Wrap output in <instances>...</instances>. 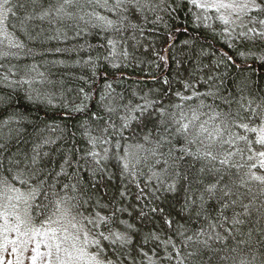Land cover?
Instances as JSON below:
<instances>
[{"label": "snow or ice", "instance_id": "snow-or-ice-1", "mask_svg": "<svg viewBox=\"0 0 264 264\" xmlns=\"http://www.w3.org/2000/svg\"><path fill=\"white\" fill-rule=\"evenodd\" d=\"M36 6L37 0H0V88L9 90L0 95V109L6 113L12 109L0 127H9L11 133L10 125L16 124L18 136L27 118L15 111L12 93L24 89L28 102L37 106H52L54 96L36 87L53 82L35 63H11L21 54L43 55L9 31L13 20L18 25L11 27H18L28 41L42 42L43 29L35 36L30 30L31 21L37 19L75 21L78 37L98 30V46L108 51L104 59L112 62L120 43L115 34L129 28L144 31L131 17L144 22L152 17L150 22L161 23L165 16L186 9L196 29L210 32L241 60L264 64V0H55L39 13ZM46 39L66 42L68 36L57 30L56 36ZM198 41L197 35L182 42L192 52L195 67L183 81V90L167 104L149 95L140 96L141 102H125L107 82L94 101L92 92L81 87L79 103L62 105L64 126L45 125L56 135L44 136L42 145L58 141L68 145L59 170L42 164L37 149L29 156L10 151L7 140L0 143V264H264V87L244 77L232 81L233 91L228 86L230 70L244 69L236 65L234 56ZM253 47L260 48L259 55ZM122 55L127 60L131 53L125 48ZM160 59L167 62L166 57ZM200 85L205 86L203 91ZM92 102L97 104L95 112L89 108ZM75 114L83 119L78 128L69 130L66 121ZM148 123L153 124L155 137L148 132L140 143L136 136L126 135ZM77 133L89 146L83 154L76 147ZM149 155L166 156L165 167L153 171L142 186L139 165ZM185 157L199 164L195 179L177 167ZM113 158L121 182L127 179L138 189L137 204L131 206L135 213L124 206L128 184L108 195L115 174L106 162ZM82 167L88 173V187ZM153 180L155 185L150 186ZM185 184L183 210L189 220L195 214L192 223L203 220L206 226L177 224L165 207L166 194L174 196ZM193 184L199 186L198 195L191 194ZM210 201L216 204L214 220ZM134 215L140 223L158 218L159 230L142 232ZM245 225H251L247 232Z\"/></svg>", "mask_w": 264, "mask_h": 264}, {"label": "trees", "instance_id": "trees-1", "mask_svg": "<svg viewBox=\"0 0 264 264\" xmlns=\"http://www.w3.org/2000/svg\"><path fill=\"white\" fill-rule=\"evenodd\" d=\"M54 2L55 0H37L36 13H39L42 8H47L50 3ZM28 11H32L31 4ZM98 11L106 14L103 13L102 9H98ZM20 14L22 15L23 13ZM130 19L132 23L139 22L144 31L141 33L139 30L129 28L122 35L115 34L120 43L118 44L116 55L112 57V62L104 59L108 55V51L98 46L100 44V36L97 34L98 30H90L86 35L81 33L78 37L75 29L77 22L75 21L64 20L57 22L54 20L52 23H49L37 19L31 21L30 30L32 35L35 36L43 29L42 42L28 41L18 30V27L17 29L11 27L12 23H17L18 25V21H11L9 31L13 32L18 39L24 42L28 48H32L34 52L43 53V55H36L34 57L21 54L20 60H12L11 63L19 64L20 66L35 63L38 71L44 72L47 80L53 82L38 84L36 87L51 92L54 99L52 106L46 104L37 106L35 103L28 102L25 98L26 93L24 89H18L16 93H12V103L15 111L23 113L27 119L19 126V136L17 135L16 130L18 126L16 124L10 125L11 133L9 127H0V137H3V139H0V143L7 140L10 151L16 152L18 150L21 154L26 153L29 156L33 153V149H37L40 152L42 164L59 170L68 145L63 141H58L56 145H42V138L44 136L56 135L55 133H49L45 129V125L61 124V126H64L62 121L66 117L62 105L71 104L72 102L79 103L78 90L81 87L92 92L94 101H98L100 91L106 82L112 83L116 92L125 97V102L127 100L141 102L139 97L144 95L159 99L164 104H167L169 99L175 100L174 93L178 90H183V81L189 78V74L195 67L192 52L182 43L189 36L198 35V45L203 44L218 51L227 52L229 55L235 57L236 65L240 69H244V71L241 72L238 68L230 70L228 86L233 91H235V88L232 87V81L234 79L240 80L244 77H250L253 81L264 87V64L258 62L256 59L241 60L235 51L223 46L219 42V39L214 38L210 32H206L202 28L196 29L192 24V17L187 14L186 9H181L179 12L174 13L172 17L165 16L161 23L150 22L153 19L152 17L149 18V22L137 21L135 17H131ZM80 27L85 26L81 23ZM57 30H59L61 35L67 33L68 39L66 42L46 39L49 36H56ZM133 36H135V39H132ZM172 37H175V39L173 40ZM125 48L131 53L127 60L122 55ZM56 49H60V51L57 52ZM252 50L257 55L260 54L259 47H253ZM26 51L27 49H25ZM196 51H199L198 46ZM161 56L166 57L167 62L161 60ZM53 61H63V64H54ZM205 62H208L207 57L205 58ZM4 63L8 62L5 61ZM113 63L118 64L119 67H113ZM165 79L169 82L168 84L164 83ZM198 87L201 91L205 88L203 85ZM8 91L7 89L0 88V95ZM133 93H136V95L134 96ZM207 102L211 103L210 100ZM89 108L95 112L97 111V104L92 102L89 104ZM11 112L12 109H8L7 113L3 109H0V124ZM82 119L83 116L81 114L73 115L71 119H67L66 121L67 128L75 130L79 127ZM114 119L119 123L117 117H114ZM148 132H152L153 137L156 136L152 123H148L147 127H138L134 131L126 133V135L136 136L139 142L143 143L142 137ZM76 140V147L80 150V154H83L89 146L80 139L79 133H77ZM133 142L136 141L134 140ZM145 147H150V145L146 144ZM167 151L168 148L165 146L162 152L166 154ZM45 152L48 153L46 157L43 155ZM165 159L166 156L151 157L149 155L147 160L139 165L141 175L138 176V182L143 186L153 171H161L165 167ZM157 160L160 163H157ZM83 163L81 161V164ZM73 164H75V160ZM106 167L109 172L115 174L114 180L107 189L108 195H112L122 184H128V181L125 179L121 182L114 158L106 162ZM177 167L180 171L187 173L191 178L195 179L199 164L185 157V159L178 162ZM71 171L73 169H69V172ZM80 171L84 176L85 187H88V173L83 167ZM149 183L150 186L155 185L154 180ZM186 187L187 184L174 196L166 194L168 200L165 207L177 224H186L188 227L193 228H199L201 223H204L206 226L207 222L203 220H197L196 223H192L193 220H196L195 214L193 213L192 220H189L188 213L183 210L185 202L184 189ZM198 187V185L193 184L191 194L198 195L196 191ZM128 190L129 197L124 202V206H129V210L135 213L137 209L131 206L137 204L135 197L138 189L135 188L134 184H128ZM105 198L107 199V197ZM157 203L160 202L157 201ZM209 204L211 207L208 210L211 218L214 220L216 217L215 201H210ZM139 207H144V205L140 204ZM145 211H147V208H145ZM229 215H231L230 211ZM125 218H127L126 214ZM133 220L135 221V215L133 216ZM252 220L253 222L255 221V214H253ZM135 222L139 224L142 232L159 230V220L154 216L150 219H145L143 223L139 221ZM250 226L245 225L244 231L247 232ZM229 243L233 242L229 241ZM151 246V244L148 245L149 248Z\"/></svg>", "mask_w": 264, "mask_h": 264}]
</instances>
